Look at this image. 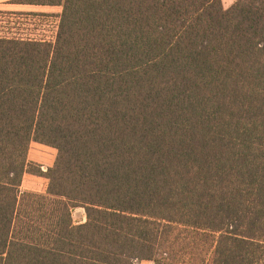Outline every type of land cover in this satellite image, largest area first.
<instances>
[{"label": "trees", "instance_id": "obj_1", "mask_svg": "<svg viewBox=\"0 0 264 264\" xmlns=\"http://www.w3.org/2000/svg\"><path fill=\"white\" fill-rule=\"evenodd\" d=\"M17 1L63 9L0 36V264H264V0Z\"/></svg>", "mask_w": 264, "mask_h": 264}, {"label": "rangeland", "instance_id": "obj_2", "mask_svg": "<svg viewBox=\"0 0 264 264\" xmlns=\"http://www.w3.org/2000/svg\"><path fill=\"white\" fill-rule=\"evenodd\" d=\"M224 7L229 8L236 0H222ZM56 10H61L56 9ZM39 12L32 13H14L11 11L0 12V36L1 37H19L26 39H41L53 42L55 40L61 13ZM57 149L41 143H31L28 151V161L34 164H41V159L45 157L47 165L52 164L57 157ZM55 162V161H54ZM43 166V165H42ZM47 167V166H45ZM49 180L44 176L32 173H25L21 190L45 193ZM74 222L80 224L86 221V212L83 207L75 208L72 212ZM140 264H154L151 261H143Z\"/></svg>", "mask_w": 264, "mask_h": 264}, {"label": "crops", "instance_id": "obj_3", "mask_svg": "<svg viewBox=\"0 0 264 264\" xmlns=\"http://www.w3.org/2000/svg\"><path fill=\"white\" fill-rule=\"evenodd\" d=\"M60 8L63 9L62 6L34 5V4H28V3H21V2H18L17 0H0V12L11 11L14 13L18 12L21 14L32 13L33 11H39V12L58 11L60 12L61 10H56ZM34 143H37V142H34ZM43 160H45V157L41 159V164L43 165L44 169H47L48 167L53 166L55 163L54 162L55 160H54L52 164L47 165L45 161Z\"/></svg>", "mask_w": 264, "mask_h": 264}]
</instances>
